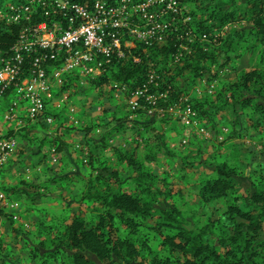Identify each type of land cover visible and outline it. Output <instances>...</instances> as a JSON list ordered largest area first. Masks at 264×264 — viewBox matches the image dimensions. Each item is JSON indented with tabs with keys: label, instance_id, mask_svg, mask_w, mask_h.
<instances>
[{
	"label": "rangeland",
	"instance_id": "1",
	"mask_svg": "<svg viewBox=\"0 0 264 264\" xmlns=\"http://www.w3.org/2000/svg\"><path fill=\"white\" fill-rule=\"evenodd\" d=\"M246 1L238 0V4L244 5ZM179 3L184 15L190 17L189 26L193 27L199 5L196 0H179ZM179 23L181 25V20ZM234 26L247 27V23L228 24L223 30ZM167 41L164 45H179L169 62L182 66L192 50L180 48L186 47L187 37ZM261 55H264V45L259 49L249 47L239 59L232 58L221 73L215 66H208L201 77H196L191 93L196 99L213 96L218 108L210 118L199 116L207 130L205 135L183 126L173 117L165 124L145 113L129 119L125 93L116 97L111 83L97 87L100 77L71 76L54 88L52 99L48 101L49 115L53 119L50 124L40 121L28 123L23 128L0 119V138L6 137L11 129L20 139L17 150L0 169V189L13 190L11 196L13 199L17 196L20 203L15 213L0 215V264H68L61 251L54 257L46 256L54 248L46 250L42 243L52 240L74 217L83 218L87 229L97 223L102 211L99 204L80 201L87 181L96 177L102 168L114 169L122 191L131 194L141 191L133 181L137 167L120 162L116 150L135 153L145 167L165 181L170 197L161 198L157 209H177L188 229L195 230V227L210 223L211 241L223 232L229 234L224 212L229 203L235 198L246 197L252 184L260 180V171L264 169V135H256L249 128L246 122L249 109L234 121L235 114L225 100L223 87L234 81L241 70L264 69ZM189 77L184 73L177 81L185 83ZM4 109L2 105L0 111ZM19 115L18 119H25L22 107ZM233 133L236 136L228 138ZM161 137L173 153L172 157L158 149ZM146 155L154 159L145 160ZM220 163L236 169L237 176L231 181L232 192L227 197L205 203L200 196L201 188L205 181L216 178V166ZM105 180L111 184L116 182L109 173H105ZM135 222L134 239L140 256L134 264H152L155 259L165 258L168 251L163 242L175 231L163 225L158 214ZM109 232L103 230L111 237L128 234L125 218L116 217ZM261 243H264V223L254 239L255 245ZM88 256L96 261L94 256Z\"/></svg>",
	"mask_w": 264,
	"mask_h": 264
},
{
	"label": "trees",
	"instance_id": "2",
	"mask_svg": "<svg viewBox=\"0 0 264 264\" xmlns=\"http://www.w3.org/2000/svg\"><path fill=\"white\" fill-rule=\"evenodd\" d=\"M14 1L0 0V10ZM196 2L199 5L198 16L192 24L197 38L190 45L191 53L187 55L188 59L182 66L169 62L176 50L175 44L149 48L138 44L125 59L114 61L115 64L108 69V73L100 77L97 87L109 83L137 87L149 70L156 69L160 76L161 88H169L168 98L160 101L162 106H168L180 97H186L198 116L210 118L212 113L215 114L218 108L214 105L213 96L196 99L194 93H191L194 81L196 77H201L206 67L215 66L221 73L232 58L239 59L249 51V47L259 49L264 45V0H247L244 5L238 4V0ZM43 20L41 14H37L34 22ZM242 22H246L247 27L234 26L223 30L228 24ZM20 29V25L7 23L0 18V58L10 55ZM204 34L209 36L201 41ZM134 58H138V62H134ZM263 60L264 55H261L260 61ZM184 73L191 77L186 78L185 83L177 81ZM236 76L234 81L227 82L223 87L225 100H228L235 114L234 121L249 109L251 112L246 117L249 128L256 135H264V69L258 67L250 71L241 70ZM12 99L13 93L8 91L0 100V108L2 105L6 108ZM142 113L143 111H138V115ZM45 114L49 115L48 109ZM170 119L171 117L167 116L161 118V121L165 124L170 122ZM41 122L46 125L44 121ZM12 131L10 129L6 135L17 136ZM235 136L233 133L228 135V138ZM89 141L87 140L88 144ZM158 144L162 154L173 156L163 138L159 139ZM116 151L120 162L137 167L138 173L133 181L141 191L138 194L122 191L120 183L117 182L116 170L102 168L96 177L87 181L85 191L80 196V201H94L102 208L97 223L87 229L83 218H72L66 227L58 230L52 240L42 243L46 250L54 248V251L46 253V256L51 258L61 251L66 255L68 264H134L135 259L140 256L134 239L137 227L135 220L158 214L163 220L162 224L174 230L175 234L165 237L163 242L168 251L167 256L155 259L152 264H264V243L254 244V239L264 223V169L260 171V180L252 184V189L246 197L235 198L227 205L224 217L229 234L223 232L215 241H211L213 229L210 223L195 227V230L188 229L187 223L183 219L180 220L177 209H157L156 204L161 198L170 197L165 181L145 167L144 162L135 157V153ZM144 158L153 160L154 156L146 155ZM105 173H109L116 182L111 184L105 180ZM236 174V169L227 163L218 164L216 178L205 181L201 188L202 200L209 203L227 197L228 193L232 192L231 181ZM100 186L103 189H100ZM2 191L9 199L17 201V196L16 199L11 196L13 190ZM116 217L125 218L128 234L121 237L105 235L103 230L111 231ZM88 255L94 256L96 261Z\"/></svg>",
	"mask_w": 264,
	"mask_h": 264
},
{
	"label": "built area",
	"instance_id": "3",
	"mask_svg": "<svg viewBox=\"0 0 264 264\" xmlns=\"http://www.w3.org/2000/svg\"><path fill=\"white\" fill-rule=\"evenodd\" d=\"M37 14L44 20L34 22ZM0 18L21 26L10 55L0 58V100L8 91L13 93L10 104L0 112V119L15 122L18 127L40 120L52 123V116L45 114L48 99L68 77H101L114 66V61L125 59L138 44L161 47L167 39L186 36L187 45L180 48L188 50L197 38L179 0H15L0 10ZM207 37L202 35L201 41ZM113 85L116 97L120 93L126 95L129 119L141 110L159 119L177 118L198 134L207 133L186 97L168 106L160 104L168 98L169 88H161L160 76L153 69L137 87ZM21 107L25 110L24 120L18 119ZM19 143L18 136L0 138V169ZM19 207L18 201L9 199L0 189L2 213H15Z\"/></svg>",
	"mask_w": 264,
	"mask_h": 264
},
{
	"label": "crops",
	"instance_id": "4",
	"mask_svg": "<svg viewBox=\"0 0 264 264\" xmlns=\"http://www.w3.org/2000/svg\"><path fill=\"white\" fill-rule=\"evenodd\" d=\"M56 93L59 94L58 90H56ZM62 95H64V94H62ZM51 96H52V95H51ZM51 99H52V97H51ZM49 100H50V98L48 99V101H49ZM58 106H59V105H57L56 108H58ZM48 108H49V107H48ZM54 108H55V107H54ZM57 110H58V109H57ZM57 110H56V111H57ZM20 116H21V115H20Z\"/></svg>",
	"mask_w": 264,
	"mask_h": 264
}]
</instances>
